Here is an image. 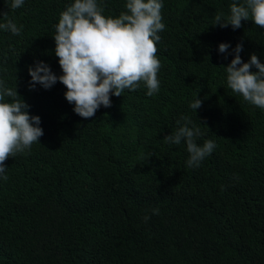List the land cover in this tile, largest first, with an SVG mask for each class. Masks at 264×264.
<instances>
[{"label": "trees", "instance_id": "obj_1", "mask_svg": "<svg viewBox=\"0 0 264 264\" xmlns=\"http://www.w3.org/2000/svg\"><path fill=\"white\" fill-rule=\"evenodd\" d=\"M126 2L97 0L112 18ZM161 2L158 92L141 81L85 119L59 81L28 87L37 62L63 74L53 37L74 0L16 9L0 0V24L22 26L20 35L0 29V80L17 86L43 129L0 175V264H264V109L229 88L224 68L238 43L243 62L255 54L264 64V29L251 17L236 30L214 26L243 0ZM181 117L199 128L198 145H216L197 167L183 140L164 139Z\"/></svg>", "mask_w": 264, "mask_h": 264}, {"label": "clouds", "instance_id": "obj_2", "mask_svg": "<svg viewBox=\"0 0 264 264\" xmlns=\"http://www.w3.org/2000/svg\"><path fill=\"white\" fill-rule=\"evenodd\" d=\"M23 3L24 0H12L11 7L19 8ZM162 7L161 0H127V11L112 18L103 15L104 9L97 0H74L60 13L53 37L54 52L63 74L57 76L43 61L37 62L28 67L29 90H34L37 84L49 89L59 81L66 88L65 99L74 105V113L85 119L93 117L101 106L111 107L110 94L119 97L125 89L134 91L141 81L148 89L147 95L158 92L160 61L156 58V43L160 40L157 33L165 27L161 22ZM249 17L264 29V0L234 2L226 19L223 14L215 16L214 26H231L236 30ZM21 28L10 19L0 24V29L13 35H20ZM229 47L227 43H220L218 52L226 55ZM242 50V43H238L232 49V60L223 66L227 84L245 101L264 109V64L255 54L243 62ZM201 106L202 101L195 96L190 107L195 112ZM29 107L18 94L16 85L8 88L0 80V175L5 180L8 158L30 149L43 136L40 117L29 115ZM181 119L184 124L164 139L177 145L183 140L189 153L187 165L197 167L216 145L212 140L198 145L199 128L189 127L192 121L187 117ZM157 211L153 210L154 214ZM149 218L146 216L145 220Z\"/></svg>", "mask_w": 264, "mask_h": 264}]
</instances>
